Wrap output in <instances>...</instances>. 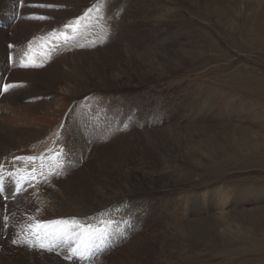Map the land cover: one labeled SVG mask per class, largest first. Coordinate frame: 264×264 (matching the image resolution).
<instances>
[{
  "label": "rangeland",
  "instance_id": "obj_1",
  "mask_svg": "<svg viewBox=\"0 0 264 264\" xmlns=\"http://www.w3.org/2000/svg\"><path fill=\"white\" fill-rule=\"evenodd\" d=\"M19 1L16 0L15 5L24 8ZM42 1L45 4L56 2ZM116 1L95 0L90 5L87 3L85 7H79L80 2L78 6H69L65 0L64 4L54 8L41 9L28 4L29 11L14 13L9 18L0 13V31H5L3 37H6V42L0 40V50L4 54L2 63L7 65L0 69V122L7 117L16 121L6 106L9 98L16 93L21 94L18 103L34 96L29 102L40 108L37 115L42 116V111L49 107L50 113L55 111L54 118L37 121L31 117L30 110L26 116L19 118L15 128L8 129L11 131L9 134H0V164L5 165V192L10 195L15 187L20 186V194L12 202L6 203L0 195L2 225H9L12 215L9 204L23 196L26 192L24 188L28 191L36 183L43 185L46 182L55 188L57 181L67 177L63 176L64 168L70 166L73 170H69L68 175H77L80 179V172L86 164L90 166L100 158L106 161L113 159L116 164L122 165L121 168L126 163L131 169L146 167L145 172L151 173L149 176L152 179H160L171 186L186 187L182 192L189 193L186 206L190 204L192 209L185 213L183 204L178 206L177 212L170 208L179 203L172 194L176 195L181 190L163 192L170 198L162 202L158 194L160 191L151 198L148 196L152 206L144 227L141 226L140 231L113 233L116 242L118 239L123 241L118 243L119 246H113V241L109 240L111 248L95 259L96 254L90 262L102 258L103 261L98 264H264V11L261 8L264 1L258 5L253 0H198L196 3L194 0H124L122 9L109 14L113 12L112 8L107 13L105 3L112 5ZM95 4L96 13L93 9ZM35 16L50 18L38 20L33 18ZM65 24H72L75 31L73 28L65 29ZM105 27L111 29L106 40ZM54 29L57 33L66 32L68 39L61 37L48 42L41 39ZM9 45L14 47L11 49ZM105 49L115 58H103L101 69L107 77L110 71L115 74L122 71L123 77H129L130 70L125 71L119 59L130 58L136 52L150 49L159 52V55L164 53L166 57L162 61L153 57L151 62L154 59L155 65L151 62L145 65L143 73L133 71V83L120 84L111 89L88 87L84 80L87 73L82 79L76 71L65 68L70 92L63 97L54 93L49 95L47 85L31 80L38 76L35 74L42 77L46 70L56 68L58 72L57 68L61 65L55 58L59 53L74 57L79 51L104 54ZM122 49L128 52L125 55L121 51L126 57L121 52L117 53ZM9 55L13 57L12 61H9ZM21 61L36 62L42 66L23 69L18 66V69ZM74 81L80 82L83 88L75 87ZM5 84H13L14 87L4 92ZM75 90L79 93L77 97L71 93ZM25 92L29 95L26 96ZM184 98L192 101L187 107L182 106ZM48 99H51L50 102L54 99L60 102L71 100L65 111L64 123L57 121L59 109L55 105L49 106ZM90 100L93 107L87 108L86 103ZM80 106L82 113L91 111L100 118L97 120L90 116L93 120L84 124V128L92 131L90 127L100 125L103 128L100 136L95 137V133L86 135L79 124L65 128L66 123L73 121L76 113L79 114L77 107ZM202 110L204 116L201 119ZM26 117H31L33 122L26 123ZM197 120L202 128L195 130L192 123ZM111 121L116 124V131ZM39 125L41 130L37 129ZM172 126L180 129L177 155L151 157L133 149L123 140L128 135L152 129L165 133ZM105 130L109 135L105 136ZM72 139L79 141L80 146L74 147ZM56 151L60 153L59 157L55 155ZM66 152L65 161L63 154ZM17 156H38V160L32 163L13 160ZM76 158L78 163L73 162ZM57 164L66 166L56 174L58 180H51L53 176L48 177V174L54 172ZM33 169L34 185L26 179L18 183ZM9 173L15 175L9 176ZM96 178V175L91 176V180ZM10 186L12 190H8ZM223 196L228 203L225 208L221 207L224 200L218 201ZM37 199L31 201L30 207L18 202L21 214H24L18 218L24 223L21 226L24 232L22 244L25 240L36 239L28 225L54 221L45 220L54 214L53 208L48 209L44 203L43 208L36 206L35 203L41 202ZM147 208L150 209L149 204ZM115 220L114 225L120 224L121 220ZM53 227L56 234L64 227L71 230L72 224H49L47 230ZM40 240L39 244L46 245L42 235ZM106 241L103 240L102 244ZM78 242L77 238L72 247H76ZM1 248L0 245V251ZM90 250L94 253L96 247ZM48 252L45 254L70 264L66 257L71 250L67 253L61 250L60 253L52 248Z\"/></svg>",
  "mask_w": 264,
  "mask_h": 264
},
{
  "label": "bare ground",
  "instance_id": "obj_2",
  "mask_svg": "<svg viewBox=\"0 0 264 264\" xmlns=\"http://www.w3.org/2000/svg\"><path fill=\"white\" fill-rule=\"evenodd\" d=\"M51 1H56V2H52L53 4H56V5H58V4L60 5V4L65 3V0H62L61 2H59L58 0H51ZM105 1H109V0H105ZM197 1L198 0H194V3H196ZM253 1L255 3H257L258 5H262V1H264V0H253ZM40 2H43V1L42 0H24V5H23L24 8L21 9L17 5H15L16 0H0V13H2L4 15V17L9 18L10 17L9 15H13L14 13L21 12V14H22V13H25L26 11H29V9H27L28 4L30 5V4H34V3L35 4L40 3ZM79 2L81 4V5H79V7H85V5H87V3L90 5L91 2L92 3L94 2V0H66V4H68L69 6H78ZM96 4L93 7L95 13L97 12ZM123 5H124V0H117L112 5L105 3V7L108 10L106 12L109 13L113 8V10H112L113 12H111L109 14L116 13L117 11H119L120 9H122L124 7ZM257 7H259V6H257ZM261 8L264 11V7L262 6ZM60 9H61V7H60ZM128 11L126 10V13H129ZM6 22H10V21L7 20ZM4 33H5V31H0L1 42L2 41L6 42L5 41L6 37H3ZM6 47H7V45H6ZM105 51H106V53H104V54L103 53L100 54L98 51H94V52H92V51L91 52L79 51V52L74 54L75 55L74 57L73 56L67 57L66 53H63V54L59 53L55 58L56 61L60 62L59 65H61V67L59 66L57 68V69H59L58 72L55 70L56 68L52 71L46 70L45 73L42 74V77L40 76V74H35L38 76L33 77L31 80H34V81L36 80L37 82H42L41 84L47 85L48 86L47 90H50L49 95L54 93V94H57L58 97L59 96L63 97L66 95V92H68V93L70 92L69 91L70 87L67 85L69 82L68 77L64 75L65 73H64L63 68H65V69H69L70 71H73V70L76 71V75L81 76V78H82V76H84V73L85 74L87 73L88 75L84 80L87 81L86 84H89L88 87H102V89H104V88L111 89V88H115L116 86H118L120 84L121 85L129 84L130 85V83H133L135 80L134 76L132 75L133 71L134 72L135 71L136 72L141 71V73H143V71H144L143 69L145 68V65H148L151 62V59L153 57H154V59L159 58V60L161 59V61L166 57V55L164 53H161L159 55V52L155 53L153 50H150V49H147L143 52H136L133 54L134 56H130V58H124L126 60L119 59L120 65L123 64L125 66L124 67L125 71L130 70V72L128 73L129 77H123L125 75L122 76V74H123L122 71L117 72V74H115L114 71H110L109 76L107 77L106 72H103L101 69L103 58H108V59L112 58L114 60H115V58L113 55H111V53L108 49H105ZM121 51L123 52V49L119 50L117 53H119ZM47 52H48V50H47ZM122 52H121V54H122ZM123 53L125 55L128 54V52H126V51H124ZM45 54H46V52H45ZM124 54H122V55L124 57H126ZM3 55H4L3 52H1V50H0V66H1L0 69L1 70L7 66V65L4 66V64L2 63L3 62L2 61ZM20 55H22V54H20ZM34 56H36V55H33V57ZM6 57H8V56H6ZM154 59H153V62L150 63L151 65H153V64L155 65ZM37 64H39V63H37ZM46 65H47V63H46ZM140 66H142L143 68ZM56 73H57V76L55 75ZM118 75L121 77L118 78ZM21 80H19V81H21ZM84 80H82V81H84ZM22 81H25V80H22ZM79 81H81V80L79 79ZM74 83L76 84L75 87L79 86L78 88H83L81 85H79L80 82L78 83V81H74ZM23 84H25V83H23ZM71 93L75 94L76 97H77V95H79V93H76V90L71 92ZM25 95L28 96L29 94L27 92H25ZM20 97H21V94L16 93V94H13V96H11V99L9 98L6 106H8V108H9L8 110H10L9 114L12 113L16 117V121H11L9 119V117H7L5 121H3L2 123L0 122V134L1 135L4 133L9 134L11 131L10 130L8 131V129L15 128L16 127L15 124L20 122L19 118H23L22 116H26L25 114L30 110H32V113H30L31 117L35 118L37 121H42L41 120L42 118L43 119L54 118L55 111L50 113L48 111L50 109V107L47 110L42 111L43 112L42 116L37 115V112L40 108L38 109L34 103L29 102V101H31L30 99L34 98V96L26 98L25 99L26 101H24L22 99L20 101V103H18V98H20ZM50 100L51 99H48L47 104L49 106L55 105L59 109L58 110V112H59L58 118L59 119L57 121H60L59 123H61V122L64 123L65 115L67 114V112H65V111H66V108L68 107V105L70 103H72L71 100L63 99V101H61V102L58 100H55V99L50 102ZM90 101H91L90 103H88V102L86 103L87 108H89L91 106L93 107V105L91 104L92 100H90ZM190 102H192L191 99L188 98L186 101V98H184V99H182V106L187 107V104ZM77 108H78V110H80L79 114L76 113L74 120L71 121L70 123H66L65 128L67 129L69 127H73V125L79 124V126L83 129V132L86 135H88V134L91 135V133H92V135H94V133H95V135H94L95 137H97L99 134L101 135L103 133V128L100 125H98V126L96 125V127H95L96 132L94 131L95 128L93 126L90 127L93 129V131L91 129L84 128V124L87 120H89V121H91V119L93 120V118L90 119V116L95 117V119H97V120H99L100 118L98 116H96L95 114H93L91 111H87L85 113H82L81 106L77 107ZM206 111L207 110H205V112ZM203 114H204V111L202 110L201 114L199 115L201 117V119L204 116ZM31 117H29V118L26 117L27 118L26 123L31 124L33 122ZM196 117H197V115H196ZM203 121H205V120H202V122ZM41 123H43V122H41ZM111 124H112L113 130L116 131V124L113 121H111ZM192 124H195L194 127H192L194 129L195 128H202L201 126H199L200 122L198 124V120L196 123H192ZM7 125H9V128L7 127ZM203 126H204V124H203ZM172 127L173 128H169L165 133H163L162 130L156 131L154 129L146 131V132H136L132 136H129V135L126 136L125 139H123V140H124L125 144L127 143L133 149L140 151V152L147 153L151 157H158L159 156V157L164 158L166 156H170V154H173V155L176 154L177 155V152H178L177 145L179 144V141H180L179 140L180 129H178V126H172ZM37 129L41 130L40 125L37 127ZM231 133L233 135L232 130H231ZM71 135L73 137V134H71ZM107 135H109V133L106 132V130H105V136H107ZM254 135H253V137H254ZM53 137H51V138H53ZM22 139L23 138H21L20 140H22ZM260 139H261V137H260ZM58 142H60V139L57 141V143ZM71 142H72L74 147L80 146L79 141L72 139ZM51 143H52V141H51ZM257 147H259V146H257ZM68 148L70 149L71 146H69ZM67 153L68 152H66V154H63L65 161H66ZM78 161L79 160L76 158L73 162L78 163ZM126 164L123 166V168H121L122 165L119 163L116 164V161L113 159H109L107 161L105 159H101V158L96 159V160H94L93 163H91L90 166H89V164L88 165L86 164L84 169L81 172L79 171L82 174L80 179H79V177H77V175L75 177L68 175L69 170H71V172L73 170V169H71L70 166L67 168H64L66 165L60 166V164H57L54 172H52L51 174H48V177L53 176L51 178V180H58V177L56 176V174L60 173V170L62 168H64L63 176L64 177L67 176V177L64 178L63 181H60V182L57 181L58 186H56L55 188H52L47 184V182L43 185H40V184L36 183L35 179H34V181L30 182V184L32 183L34 185L36 183L37 185H35L34 187L31 186L32 188H30L28 191L24 192L22 197H18L13 203L9 204V207L11 209L10 215L12 214L11 219L8 222L9 225L8 226H5L6 224L2 225V221L0 219V245L2 246L1 251H0V264H65V263L58 261L55 257H52L50 255L45 254V253H49L48 252L49 250H46V249L51 244V248H55L60 253H61V250H65L66 253L68 252V250H71V249H69L67 244L62 243L60 240H56L55 243H51L53 236L55 235V233H54L55 227L51 228L50 230L46 229V230H43L42 232H40L41 233L40 237L42 235L46 239L47 243L49 244L48 245L46 243L45 249L39 248V243H40L39 241H41L40 239L39 240H37V239L34 240V238L29 239L31 241H32V239L34 240V241H32V243L36 245V247H34V248L28 247L27 244H25V243L22 244L21 239H22L23 229H21V226L24 225V223H23V221L19 222L20 220H18V218L23 217L24 214H21V210H20L21 206L18 205V202H22V205L25 204L26 206L30 207L32 205L31 201H34V199L39 198L40 199L39 201H41V202H39L38 204L35 203L36 206L43 208V206H44L43 203H44V204H46L48 209L53 208L54 214H52L50 217L47 216V218L45 220L53 219L54 221H61V219H62L63 221H68V224L69 223L72 224L73 219H75V221L82 227H84L85 224L87 226L91 225L93 227H95V226L103 227L104 225H108L107 235L103 239V240H107L106 243L103 245L102 244L103 240H99V239L94 241L93 246L91 248V249H95V247H96V250L94 251V253L90 250L89 252H87L88 255H86L84 258L77 256L73 259H67L70 264H98V263H101L103 261L102 258L100 260H98L97 262H90V261H92V259L95 257L96 254H97V256L95 257V259L97 257L101 256V254H103L105 251H107L111 248L110 244H108L109 240L113 241V246L115 244H116L115 246H117L119 242L121 243L123 241V240L120 241V239H118L117 240L118 242H116L114 239L116 236H113V233L114 234H124L127 232H131L133 230L134 231H137V230L140 231L142 228L141 226L144 227V225H145V222L148 218V213H151V206L152 205L150 203V200H147V197L149 196V198H151V197L155 196L158 191L161 192L158 194L160 195V201L162 202V201L168 200V198H170V197L164 196V193L167 190L168 191L181 190L179 192H176V195L172 194V196H175L174 198L177 199L179 201V203H177L175 207H170V208H172L174 211L177 212V210L179 209L178 206L180 204H183L182 207L185 209V211H184L185 213L189 209H192L190 204L188 206H186L187 202H188L187 200H188L189 193H183L182 192L184 190V188H186V187L171 186L168 184V182L160 181V179H156V178L152 179L149 176V174H151V173L147 174V172H145L146 171L145 169H147L146 167H140V166L137 167L136 166L137 168L131 169ZM107 165H110L111 167H108ZM107 167H108V169H107ZM23 168H24V166H23ZM92 175H96L97 178L95 180H91ZM25 177H27V176H25ZM12 189H13V187L11 188V186H10L8 190H12ZM190 194H191V196H194V193L190 192ZM134 197H136V198H134ZM133 199H137V200L133 201ZM228 200L230 202L229 198H228ZM192 201H194V199L191 200V202ZM218 201H223V203L221 205L222 208H225L226 205L228 204V203L226 204L227 200L224 198V196L219 198ZM148 204L150 205V209L147 208ZM1 208H2V203H1V199H0V217L2 215L1 214ZM44 209H46V208H44ZM157 211L158 210H156L154 212H157ZM43 212H45V211H43ZM13 213L15 214V216H14L15 218L12 217ZM115 219L121 220L120 224L114 225L115 221H116ZM60 225L61 224H56V226H60ZM64 228H62L60 232L64 231L65 230ZM76 230L79 231V229H76ZM45 231L49 235H45ZM50 231H53V232H50ZM29 233H31V232H29ZM13 239H16L17 243H20V245H17V243H16L12 246L10 243H12ZM19 247H21V249H19ZM118 249H119V247H118ZM91 256H92V258H91ZM86 257H89V258H86Z\"/></svg>",
  "mask_w": 264,
  "mask_h": 264
},
{
  "label": "snow or ice",
  "instance_id": "obj_3",
  "mask_svg": "<svg viewBox=\"0 0 264 264\" xmlns=\"http://www.w3.org/2000/svg\"><path fill=\"white\" fill-rule=\"evenodd\" d=\"M95 2V0H94ZM21 6L24 5V0H20ZM30 7H37V8H54L57 7V5H53V4H45V3H38V4H33V5H29ZM89 11H91V9H89ZM88 15V12L85 13V16ZM34 19H38V20H45V19H49L50 17H46V16H35L33 17ZM77 23H79V18H77ZM65 29L68 28H73V30L75 31V28L72 24H65L64 25ZM111 29L108 27H105L104 29V39H108L109 35H110ZM61 37H63L65 40L68 39L66 32H59L57 33V31L54 29L52 32H50L48 34L47 37H42L41 39H43L45 42H48L49 40H59ZM9 48L14 47L13 45H9ZM31 42H29V50H31ZM26 56L28 55L27 53L25 54ZM9 61H12L13 57L11 55H9L8 57ZM21 67H40L42 65H38L35 63H24L23 61H21L20 65ZM14 87L13 84H5L3 86V91L7 92L10 88ZM38 158L36 156H17L14 158L15 161H24L27 163H32L35 160H37ZM4 164H0V195H3L5 201H7L10 198H13L18 192H19V187H17L16 191H14L13 193H11V195H9L8 193L5 192L4 189V184H5V175H4ZM15 175V173H9V176ZM28 179H35V169H33V172L29 175V177H27ZM23 179L25 178H20V181H18V183H22ZM31 186V185H29ZM4 211H7V205L5 204V209ZM5 220H7V216H5ZM68 221H49L47 223H40L37 222L35 225H28V228L31 229L33 236L36 237L37 240L40 239V231L41 230H46L49 224H67ZM110 223V222H109ZM107 227L108 225H104L103 227H93L91 225H88L87 227H82L80 226L75 219H73L72 221V228L71 230L65 229L62 232L56 233L53 236L52 242L51 243H55L56 240H60L62 243H65L68 245V247L71 249V255L67 256L66 258L68 259H73L77 256L82 257L83 255H85L87 253V251H89L92 246H93V242L96 240H103L105 238V236L107 235ZM76 229H79V231H77ZM19 235V234H18ZM45 235H49L46 231H45ZM79 238V242L77 243L76 247H72V244L76 241V239ZM13 244L17 243L16 239L12 240ZM25 244H27L28 247L30 248H34L36 247L35 244L32 243L31 240H25L24 241ZM39 248L40 249H45V244L41 243L39 244ZM46 250H52L51 248V244L49 245V247Z\"/></svg>",
  "mask_w": 264,
  "mask_h": 264
}]
</instances>
